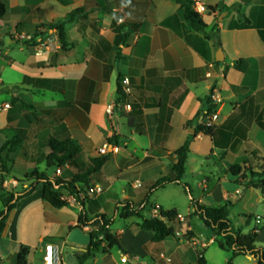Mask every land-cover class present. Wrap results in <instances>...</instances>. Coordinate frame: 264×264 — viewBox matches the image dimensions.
I'll use <instances>...</instances> for the list:
<instances>
[{"label": "crops", "instance_id": "1", "mask_svg": "<svg viewBox=\"0 0 264 264\" xmlns=\"http://www.w3.org/2000/svg\"><path fill=\"white\" fill-rule=\"evenodd\" d=\"M1 1L6 3L7 12L0 20V62L6 63L7 70L14 68L20 81L6 89L10 99L5 103H10L11 107L0 111V130H27L22 147L6 151V156L13 163L10 173L3 176L4 187H11V190L27 188L30 182L21 183L26 174L45 170L44 159L49 152L46 142L51 138L78 140L83 151L76 158L74 171L86 169L90 157L100 156L99 149L107 144L109 123L105 110L112 101L110 92L117 90L119 79L123 77L130 79L131 93L127 100L133 106L132 112L118 115L113 122L120 141L119 152L109 153V156L114 157L121 173L114 175L112 166L105 163L98 175L99 182L91 185L104 186L103 193L87 197V188L83 190L76 185L80 202L66 195L69 206L62 209L51 210L46 206L42 189L21 199L11 211L0 237L2 264H17L18 244L32 248L28 264H44L45 246L50 243L61 245L62 259L66 264L65 252L77 251L71 243H67V237L69 227L78 224L81 208L89 218L107 215L102 209L105 196L118 208L128 201L133 202L135 208L141 206L148 190L140 194L135 191L146 188L149 182L140 179L141 172L157 170L156 179L161 176L175 177L171 169L177 162L174 152L190 140L199 124L205 123L203 115L197 119L196 116L202 110L207 111L206 97L211 92L221 99L219 103L212 100L219 114L215 126L216 142L203 133L197 134L193 140L210 139L213 149L206 163L223 152H226L227 160L221 163L222 169L215 163L213 167H208L212 168V176L205 180L207 196L215 200L216 206L226 200L235 203L231 212L233 224L244 227V233L260 228L257 243L264 246V192L253 188L244 190L236 178L226 172L232 164L246 163L249 167L261 164L264 157V0H250L248 3L243 0H193L208 8L201 16L207 25V32L217 28L220 47L213 39H207L203 33L190 27L183 9L174 0ZM221 2L230 9L223 12L217 9ZM79 7L88 8L90 12L88 16H80L67 25L66 35L75 45L61 51L56 32L47 26ZM245 19L249 20V24ZM113 20L116 23L112 24ZM136 24H139L137 30ZM122 27H125L124 30H121ZM27 47L32 48V54H25ZM39 47L43 49L40 55L37 54ZM219 49L223 52V61L216 60ZM238 59H248L245 72L233 67ZM46 90L56 91L62 98L48 100L44 94ZM37 94L42 95L39 101L34 100ZM14 97L21 99L12 105ZM23 102L34 105V108L24 110ZM38 108L53 116L50 122L53 134L40 142V151L33 142L28 154V136L30 131L38 128L37 122H29L27 116ZM1 138L6 140L3 134ZM240 159L242 163H238ZM121 164L125 168L121 169ZM54 175V170L49 172L51 178ZM116 179L122 183L121 199L116 192L110 193ZM199 202L204 203V200ZM20 203H24L25 208L21 215L23 227L18 231L14 215ZM152 205L158 207L149 202L144 212L156 216L158 211ZM87 207L90 214L86 211ZM75 208L78 209L77 214L71 212ZM249 216L253 219L247 223ZM257 216L262 218L259 223L255 220ZM140 223L136 224V229H140ZM57 226L62 230L58 237L53 235ZM42 228L38 245L28 240V235ZM86 229L89 226L83 228L84 231ZM187 229L192 227L188 225ZM128 231L134 239L138 237L137 230L133 232L130 228ZM145 232L143 242L148 252H154L156 244L159 247L167 242L175 245L168 256L160 253V263L193 264L190 249L182 246L184 244L192 245L198 258L203 256L205 264L211 261L217 264L229 261L233 264H258L249 255L233 257L230 251L209 255L212 246L220 249L211 230L206 238L199 240V250L194 246L198 243L196 236L191 242H178L177 237H169L155 243L151 241L152 233ZM122 233L115 234L122 242L123 252H128L130 256L139 243L135 241L127 245L121 239ZM47 238L53 241H46ZM99 262L97 255L86 264Z\"/></svg>", "mask_w": 264, "mask_h": 264}, {"label": "trees", "instance_id": "2", "mask_svg": "<svg viewBox=\"0 0 264 264\" xmlns=\"http://www.w3.org/2000/svg\"><path fill=\"white\" fill-rule=\"evenodd\" d=\"M174 1L183 9L185 20L193 30L203 33L207 39H213L217 47L221 46L220 39L217 35V28L214 27L207 32V25L203 21L202 16L194 11L193 6L195 2L193 0ZM243 1L248 3L250 0ZM216 8H219L223 12L230 9V6L221 2ZM6 12L7 5L0 0V20L5 16ZM89 12L90 10L88 8L79 7L71 11L66 17L47 26L50 30L56 32L61 44V51H67L75 45V42L70 41L66 35L67 25L73 23L80 16H88ZM240 15L243 16L241 13ZM245 20L246 24H249V20ZM114 23L116 22L113 20L112 24ZM138 26L139 24L135 25V30H137ZM124 28L125 27H122L121 30H124ZM118 55L120 56L119 53ZM216 63L218 64L220 62ZM247 66L248 59H238L233 63V67L241 72H245ZM212 95L213 93L211 92V94L206 97L207 111L205 112L202 110L199 112L196 119L200 118L201 115H203V118H206L208 115L217 111V106L212 102ZM19 99L21 98L14 97L11 104L13 105L20 101ZM22 107L24 110H31L34 108V105L23 102ZM216 132L217 128L207 127L205 123L202 122L199 124V127L195 129V134L192 135L191 138L199 133H203L206 136H211L214 142H216ZM1 134L5 135V141H2ZM26 137L27 130L23 128H7L0 130V173L2 174L0 178V200L3 205V209L0 210V237L5 230L11 211L16 208L17 203L21 199L29 196L37 189H42L43 201L52 208L62 209L69 206V202L65 198L66 195L73 197L76 202H80V196L76 190V185H80L83 190H86V188H89L94 182H99L98 175L105 163L110 160L109 154L90 157V164L86 169L74 171L76 168V158L83 151L80 142L74 138H66L64 140L51 138L46 142V147L49 152L44 159L45 170H34L26 174L24 177L25 180L22 182H30L27 188H14L9 192L3 191V176L10 173L13 163L6 156V151H14L16 147H22ZM106 140L108 144L120 143L118 136L114 138L106 137ZM189 144L190 140L174 152L177 162L171 166L172 171L175 172V177L173 179L169 176H161L148 184L146 187L148 193L140 208H135L131 201L122 204V207L118 208L119 216L122 219H129L132 217L139 218L141 220L140 229L152 233V242L158 243L169 237L176 238L177 232L182 227L183 221L178 218L179 213L175 209L165 210L161 206L155 207L152 205V207L158 211V215L156 216L145 215L144 209L150 202V193L153 190L164 188L169 184L182 185L189 189L188 184L183 182L190 153ZM226 156V152L221 153L220 156H218V162L222 163L227 160ZM261 160L262 164L260 168L249 167L246 163L232 164L226 172L235 177L236 181L242 185L244 190L253 188L264 192V157L261 158ZM9 164L11 165L9 166ZM58 168H63L62 175L65 179L63 177L51 178L49 176V172L53 170L56 171ZM66 178H68V180H66ZM192 205L194 207L192 216H198L203 221L204 225L212 231L216 237L215 242L220 249L232 252L233 257L249 255L253 257L258 264H264V246L257 243V236L260 228H254L244 233V227L234 225L231 220V212L235 203L226 200L223 204L218 206H207L192 200ZM252 219L253 216H249L247 223H250ZM113 221V218L106 214H99L95 218H89L85 215L84 209L82 208L78 217V224L75 227H69V232L76 227L84 228L85 226H89L87 233L91 235L92 239L89 245L84 248V252L78 254L77 264H86V262L95 259L98 254H110L115 247H118L123 252L117 234L111 229ZM45 240L53 241L50 238ZM71 247L76 249V246L73 244ZM31 251L32 248L30 246L18 244L17 264H28ZM198 263L205 264L203 256L198 258ZM0 264H2L1 259ZM227 264L233 263L229 261Z\"/></svg>", "mask_w": 264, "mask_h": 264}, {"label": "rangeland", "instance_id": "3", "mask_svg": "<svg viewBox=\"0 0 264 264\" xmlns=\"http://www.w3.org/2000/svg\"><path fill=\"white\" fill-rule=\"evenodd\" d=\"M5 52H6V49L4 48V53ZM25 54H29V55L32 54V48L27 47L25 49ZM6 68H7L6 63L4 61L0 62V75H1V80L4 82V84L0 86V111L5 101H8L10 99V95L6 92L7 87L11 86V84L18 83L20 81L19 73H17L14 68L12 70H7ZM44 94L48 100H52V99L57 100V99L62 98V95L56 91L46 90ZM41 99H42L41 94H37L36 97H34L35 101H39ZM63 107H66V105H64ZM52 117L53 116L51 115H46L44 112H42V109L40 108H38L35 112L28 113V116H27L28 121L30 122L32 120L34 122H37L36 128H38V130L36 131L35 130L30 131V134L28 136L27 143H26V150L28 154H30L31 149L33 148L32 146L33 142L37 146H39L40 148L39 151H40L41 150L40 142L42 143L43 140H46L49 137L50 138L52 137L53 133L50 129L51 128L50 122H51ZM212 149H213L212 143L209 138L204 137L196 141H194L193 138H190V144H189L190 153H189L188 163L186 166V174L183 178V182L188 184L189 189L185 188L182 185L169 184L164 188L153 190L150 193V203L151 204H157L158 206L163 207L165 210L176 209L179 213L183 215L184 220H183L182 227L179 229V232L183 236L187 237L190 242L192 241V238L196 236L198 243L196 245L194 244V246L198 248V250H199V240L206 238L210 229H208L204 225L203 221L198 216H192V213L194 211L192 200L195 202H199L200 199H203L204 203H201V204H204L207 206L217 205L214 199L207 196L208 190L205 188L204 185H205V180L212 176L211 174L212 168L211 167L208 168L209 166L213 167L212 164L215 163L217 164V167H220L221 169L223 168L221 163L218 162V157H215V158L213 157L209 162L206 163V158L211 156ZM238 161H239L238 163H242L243 160L240 159ZM108 163L110 164V166H112L113 168L112 171L114 175L121 173L120 168L118 167L113 156H110V160L108 161ZM261 164L256 163L252 165L251 167L260 168ZM41 168H43V166ZM123 168H125V166L121 164V169ZM141 173L142 174L140 176L141 177L140 179L144 181L149 180L148 184H150L151 181L156 179V177L158 176L157 170H152V171H149L148 173L147 172L145 173L141 172ZM121 184H122L121 181L116 179L114 188L110 192V193L116 192L120 199L123 197V194L121 193V188H120ZM2 188H3V191H6V192H9L11 190L10 189L11 187L9 188V187L2 186ZM18 188L19 187H17L16 189ZM145 189L146 188H142L135 192L137 194H140ZM109 195L110 197H112V194H109ZM85 196H87L86 193H85ZM102 201H103V204H102L103 211H105V213H107V215L113 218L114 220L111 226L112 231L114 233L123 231L121 239L127 245L135 241L139 243L138 248H135L134 250H132L131 254L129 253L130 259L127 264H171V263H160L158 259H159L161 252L168 256L171 253V251H173V248L175 247L173 243L167 242L163 245V247H159L160 245L156 244L157 246L156 250H154V252H148L147 248H144V242H143L144 236L147 233L141 229H136V224L140 223L141 220L137 217H133L130 220L122 219L117 214L118 207H116V205L113 203V201L108 196H105V199H103ZM46 206H48L51 210H57L47 204ZM24 208H25L24 203H20L14 215V222H15L14 224H16L18 231H21L23 227L22 222H21L22 220L21 215H23ZM137 208H140V206ZM2 209H3V206L0 202V210ZM77 211H78L77 208L71 209V212H74L75 214H77ZM86 211L87 213L90 214V210L88 207ZM145 215L151 216V212H145ZM186 216H189V217H186ZM131 224H134V225L132 226ZM188 225H190L192 229H187ZM130 228L132 229L133 232H136V230L138 232V237H136L135 239L132 237V235L128 231ZM88 230L89 229H86L85 232H87ZM42 231H43V228L39 232H35L33 234L28 235L29 237L28 240L31 241L32 243H35V245H38L39 233H42ZM61 231H62L61 228L57 226L54 228L53 235H56L58 237L59 235H61L60 234ZM179 239L180 237L177 238L178 242H179ZM59 242L60 241H56V243H59ZM182 246H188V248L190 249V253L193 256V264H198V261H197L198 255L195 249H193V246L184 245V244ZM214 252H218L219 254H227L226 251H221L217 247L212 246L209 250V255H211ZM121 256L122 254H121L120 249L118 247H115L114 249H112L110 255L104 256L103 254H98V257L100 258V262L97 264H121L120 262ZM210 264H217V263L211 261Z\"/></svg>", "mask_w": 264, "mask_h": 264}, {"label": "built area", "instance_id": "4", "mask_svg": "<svg viewBox=\"0 0 264 264\" xmlns=\"http://www.w3.org/2000/svg\"><path fill=\"white\" fill-rule=\"evenodd\" d=\"M194 11L199 14L202 15L205 12L208 11V8L201 4V3H195L194 6ZM42 47H39V49L37 50V54H42ZM3 85V81L1 80L0 77V86ZM121 91V92H119ZM131 93V83H130V79L129 77H123L119 80L118 82V87L116 91H112L110 92V96L112 97V101L107 105L106 107V117L109 123V128L106 132V137L107 138H114L117 135V132L114 129V118L117 117L118 115H124L127 113L132 112L133 110V106L132 104L127 100V97L130 95ZM212 100L216 101L217 103L221 102V99L216 97L215 95H212ZM3 109H9L10 108V103H4L2 106ZM219 119V114L218 112H214L210 115H208L205 118V125L207 127H215L217 122ZM109 145L111 146V148L109 149ZM119 152V147L117 143H113V144H107L105 146H103L102 148L99 149V154L100 155H107L109 153H113L116 154ZM63 172V168H58L55 171V175L54 177H58L61 176ZM53 177V178H54ZM137 184H139L137 182ZM104 189L102 186L100 185H93L90 186L89 188H87L86 190V194L88 197H97L100 196L103 193ZM82 209V208H81ZM178 218L183 221L184 217L183 215L179 214ZM256 222H261L262 218H260L259 216L256 217ZM177 238L180 237V241H184V242H188V238L183 236L179 231L176 234ZM67 243H69L67 241ZM120 244L122 245V242L120 241ZM163 256V255H162ZM63 256H62V247L61 245L58 244H54V243H50L47 244L45 246V254L43 256V261L44 264H65V262L63 261ZM129 260V256L127 255L126 252L122 253V256L120 258V262L122 264L127 263ZM170 259H168L169 261Z\"/></svg>", "mask_w": 264, "mask_h": 264}, {"label": "water", "instance_id": "5", "mask_svg": "<svg viewBox=\"0 0 264 264\" xmlns=\"http://www.w3.org/2000/svg\"><path fill=\"white\" fill-rule=\"evenodd\" d=\"M236 1V0H235ZM223 52L221 49L216 54L217 61H223ZM91 235L81 227H76L68 234L67 241L76 246V252H65L66 264H77V256L84 252V248L91 242Z\"/></svg>", "mask_w": 264, "mask_h": 264}]
</instances>
